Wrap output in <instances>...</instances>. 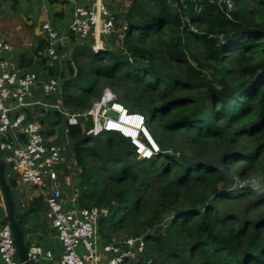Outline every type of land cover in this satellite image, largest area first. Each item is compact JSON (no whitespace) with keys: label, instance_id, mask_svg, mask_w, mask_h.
<instances>
[{"label":"trees","instance_id":"obj_1","mask_svg":"<svg viewBox=\"0 0 264 264\" xmlns=\"http://www.w3.org/2000/svg\"><path fill=\"white\" fill-rule=\"evenodd\" d=\"M130 1L122 22L115 18L116 48L76 47L64 69L49 68L61 93L44 100L83 113L110 90L145 118L159 153L141 159L118 133L89 137L36 107L46 138L65 124L58 142L74 170L63 165L60 181L69 189L67 177L77 180L69 191L80 208L108 210L101 242L145 238L128 264H264V0H232L231 17L219 0ZM253 175L258 189L245 185ZM6 180L25 237L28 211L8 172ZM162 211L173 214L165 227Z\"/></svg>","mask_w":264,"mask_h":264},{"label":"built area","instance_id":"obj_2","mask_svg":"<svg viewBox=\"0 0 264 264\" xmlns=\"http://www.w3.org/2000/svg\"><path fill=\"white\" fill-rule=\"evenodd\" d=\"M64 1L70 3L73 8L69 33L83 42L95 36L97 43L93 51L99 53L98 49H103L102 39H109L116 29L115 19L109 8L103 0H94L91 6L83 5L78 0ZM218 5L227 13L234 7L232 0H219ZM43 30L46 36L47 57L54 64L61 63L63 58L58 54V49L64 45L63 38L49 23L43 26ZM10 49L9 43L0 34V161L5 163L7 169L17 175L22 183L38 189L48 208L47 220L62 247V255L57 257L53 251L45 250L34 243L28 247L29 262L128 264L136 261L146 247L143 236L101 243L98 225L100 218L108 215L107 209L80 208L76 205V199L72 201V207L65 206L64 186L60 181L65 146L50 140L52 137L46 138L42 124L35 119H29L25 114V110L38 106L48 109L47 102L36 99V90L43 96L58 95L61 80L17 70L14 63L1 59V54ZM59 103L52 106V109L63 116L68 126H78L88 120L92 121V127L86 134L93 138H105L106 132H112L109 125L117 122L118 118H110V112L118 117L123 113L120 122L127 116L128 119L137 117L144 125L140 141L123 133L118 134L130 139L142 158H151L159 152V148L151 144V135L145 126V118L128 113L110 90H106L101 101L96 102L87 112L71 113ZM143 138L150 147L142 142ZM0 264H22L13 229L6 222L0 223Z\"/></svg>","mask_w":264,"mask_h":264},{"label":"crops","instance_id":"obj_3","mask_svg":"<svg viewBox=\"0 0 264 264\" xmlns=\"http://www.w3.org/2000/svg\"><path fill=\"white\" fill-rule=\"evenodd\" d=\"M78 1L88 6H91L94 2V0ZM111 5L112 7L110 10L112 14L116 13L117 16L120 14L123 18V15L128 12L131 4L125 3L122 5L115 3ZM72 10V5L64 0H0V34L11 47L10 51L1 54V59L14 63L16 69L21 72H32L44 78H48L49 68L53 67L55 64L47 57L45 51L44 53L39 52V48L43 45L42 43H46L43 26L47 23L52 25L59 33L60 37L63 38L64 45L62 47L66 50L61 56L63 58L62 62L70 59L76 47L80 45L85 44L92 49L96 48L97 38L95 36H92V41L83 42L69 33L68 27L72 18ZM98 50L100 51V49ZM62 62L57 65H60L62 69H64L66 66L63 65ZM35 95L37 97L36 99L50 103L42 98L43 95L39 90H36ZM42 109L48 110L46 108ZM29 113L32 116H30ZM25 114H27L29 119H35L40 123L39 119L41 115L39 109L36 107L25 110ZM45 129L46 127L43 130L44 132ZM54 138L55 137L52 136V138L49 139L52 140ZM66 148L67 143L65 151ZM63 155V165L64 167L65 165L68 166L67 168L71 171L70 166L74 163V160L72 159V163H68L65 154ZM7 172L9 178L14 180L17 184L15 190L17 191V201H19L21 210L23 211L24 209V211H28V216L24 218L26 232L24 240L27 246L29 247L35 243L42 246L45 250L53 251L57 257H60L62 255V247L57 240L55 231L47 220L48 209L44 199L40 196V192L38 189H33V186L22 183L20 178L9 169H7ZM72 177L73 176H68L66 183L69 187H71L72 184L69 190L73 191V184L75 182L77 183V180L73 179L74 181L71 183ZM64 192L65 206L72 207V201L74 199L77 201V194H70L65 187ZM67 193L69 199L66 197ZM7 217L8 211L0 189V223H5Z\"/></svg>","mask_w":264,"mask_h":264},{"label":"rangeland","instance_id":"obj_4","mask_svg":"<svg viewBox=\"0 0 264 264\" xmlns=\"http://www.w3.org/2000/svg\"><path fill=\"white\" fill-rule=\"evenodd\" d=\"M104 1V4L106 5V7H108L109 8V10H110V8L112 7V5L111 4H115V3H119V4H122V5H124L125 3H130L131 4V1L130 0H103ZM174 8H176L177 9V7H176V5H174L173 6ZM232 11H234V7H233V9H232ZM231 11V12H232ZM110 12L112 13V11L110 10ZM174 12H176V10H174ZM231 12H229V13H225L227 16H229V17H231L232 15H231ZM113 15V18L115 19L116 18V13H114V14H112ZM122 17L120 16V14H119V16H118V21H119V23H121L122 22ZM112 37H113V35L109 38V39H102V41H103V48L107 45V46H109V47H111V48H116V46L117 45H115V46H111V40H112ZM92 36L89 38V39H87L86 41H89V40H91L92 41ZM86 41H84V42H86ZM105 49V48H104ZM103 49V50H104ZM63 83V82H62ZM61 93V90H60V92H59V94ZM105 93V92H104ZM58 94V93H57ZM104 96V95H103ZM45 96H42V98H44ZM57 102H60L59 104H61L63 107H64V105H63V103H62V101L60 100H57V101H55L54 103H48L47 105L49 106V108H48V110L50 111V110H54V109H52V106H54V105H56V103ZM94 105V104H93ZM92 108H93V106H92ZM91 108V109H92ZM66 111H69L68 109H65ZM127 110V109H126ZM70 112V111H69ZM135 115H139V114H135ZM120 118V117H119ZM135 120V119H134ZM90 122V123H89ZM124 121H122V123H123ZM87 123H89V124H87ZM136 124V125H135ZM63 125H65V124H63ZM63 125L61 126V127H63ZM89 125H91V127H92V121L91 120H88L87 122H84L83 124H82V126H83V128H84V132L85 133H87L90 129H91V127L89 126ZM139 125H140V121H134V123L132 122L131 123V127L132 128H134V129H136V130H138V129H140V127H139ZM115 126H121L122 127V129H124V130H126V128L124 127V125H122V124H120V123H116L115 124ZM142 126V125H141ZM61 127H57V128H55V132H54V134H53V136L55 137L54 139H52V140H54V141H58V139L59 138H61ZM120 128V127H119ZM143 129V126H142V128H141V130ZM141 134V136H138V138L137 139H139V141L141 140V138H142V133H140ZM65 146H66V143L64 144ZM140 157V156H139ZM141 159H146V158H142V157H140ZM67 160H68V163H70L71 162V157H69V159H68V157H67ZM72 163V162H71ZM74 165H73V163L71 164V166H70V170L71 171H73V169H74V167H73ZM243 172V169H238V173L239 174H241ZM238 173H236V170H234L233 172H231V174L233 175V177H234V179H235V181H236V183L239 185V184H243V181L238 177ZM232 177V178H233ZM254 175H253V177H252V179L251 180H249V181H247L246 183H245V185L246 186H253V187H255V189H258L259 188V184H260V180H258V179H254ZM251 178V177H250ZM33 189H35L36 190V188H34V187H32ZM70 189V188H69ZM69 189H68V192H70V194H71V192L72 191H69ZM65 192H67V191H65ZM66 197H68V199H69V195H68V193H67V195H66ZM173 216V214H171L170 212H165V211H162V214H161V218H160V221L158 222V225L159 226H162V227H165V225L168 223V221L170 220V218ZM102 217H104V216H102ZM101 217V218H102ZM100 218V219H101ZM100 221V220H99ZM117 241L119 242L120 240H118L117 239ZM121 241H124V239H121Z\"/></svg>","mask_w":264,"mask_h":264},{"label":"water","instance_id":"obj_5","mask_svg":"<svg viewBox=\"0 0 264 264\" xmlns=\"http://www.w3.org/2000/svg\"><path fill=\"white\" fill-rule=\"evenodd\" d=\"M103 51V49H100L99 52ZM109 117L112 119H117L118 116L114 114L113 112L109 113ZM150 135V134H149ZM151 137V136H150ZM151 144L155 147L158 146L151 137ZM6 172H7V167L5 163L0 161V189L5 201V205L8 211V217L6 219V223H9L13 229V236L15 240V244L18 250L19 258L22 264H33L29 262L28 258V246L26 245V242L24 240L23 232L21 229V225L18 221L17 218V213H16V205L14 202V199L11 195L10 189L7 184L6 180ZM55 264H61L60 262H56Z\"/></svg>","mask_w":264,"mask_h":264},{"label":"bare ground","instance_id":"obj_6","mask_svg":"<svg viewBox=\"0 0 264 264\" xmlns=\"http://www.w3.org/2000/svg\"><path fill=\"white\" fill-rule=\"evenodd\" d=\"M121 116H123V113H122V115H120L119 117H121ZM118 117V119H117V122H114V123H111L110 125H109V127H110V130L112 131V132H106L107 134H116V133H119L120 131H116V130H118V129H116V127H115V124L116 123H120V124H122V125H124V127L126 128V130H124V131H121V132H123V134H125V136H131V138H135L137 141H138V136L140 135L139 133H141L142 131H143V129L141 130V128H142V126H143V128H144V125H142L141 124V120L139 119V118H137V117H134V118H132V119H128V116L127 117H124L123 119H122V121H124L123 123L122 122H120L119 120H120V118ZM135 119V120H134ZM134 121H140V125H139V127H140V129H138V130H136V129H134V128H132L131 127V123L133 122L134 123ZM112 125H114V127H112ZM136 125V124H135ZM142 125V126H141ZM120 132V133H121ZM147 153V149H145V152H144V154H146Z\"/></svg>","mask_w":264,"mask_h":264},{"label":"clouds","instance_id":"obj_7","mask_svg":"<svg viewBox=\"0 0 264 264\" xmlns=\"http://www.w3.org/2000/svg\"><path fill=\"white\" fill-rule=\"evenodd\" d=\"M105 48V47H104ZM103 48V49H104ZM102 52V51H101ZM101 52H99V53H101ZM141 116V115H140ZM143 117V116H142ZM117 135H121V136H123L122 134H117ZM124 138H126L125 136H123ZM128 139V138H127ZM159 153V152H158ZM154 156V155H153ZM153 156L151 157V158H153ZM151 158H146V159H151ZM78 206V205H77ZM79 207V206H78ZM48 209V208H47ZM108 211V210H107ZM101 243H103V242H101Z\"/></svg>","mask_w":264,"mask_h":264}]
</instances>
